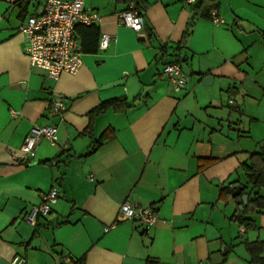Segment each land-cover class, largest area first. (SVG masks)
I'll list each match as a JSON object with an SVG mask.
<instances>
[{"label":"crops","instance_id":"crops-1","mask_svg":"<svg viewBox=\"0 0 264 264\" xmlns=\"http://www.w3.org/2000/svg\"><path fill=\"white\" fill-rule=\"evenodd\" d=\"M45 1L0 0V264L17 254L28 264H256L248 245L262 243L264 257V208L244 214L247 228L221 190L247 185L250 157L264 151V0H215L220 25L196 15L200 0H139L141 32L119 18L131 0H84L101 19L77 27L82 65L59 80L24 48L21 28ZM175 61L183 87L159 74ZM118 98L124 109L97 114L87 132L89 113ZM35 125L57 126L58 138L30 158ZM54 187L51 212L28 223ZM249 192L264 198V187ZM124 202L153 208L156 224L122 219Z\"/></svg>","mask_w":264,"mask_h":264},{"label":"built area","instance_id":"built-area-1","mask_svg":"<svg viewBox=\"0 0 264 264\" xmlns=\"http://www.w3.org/2000/svg\"><path fill=\"white\" fill-rule=\"evenodd\" d=\"M184 2L194 4L197 0H184ZM119 18L122 24L136 32H141L145 28L144 13L133 0L129 1L127 9L119 13ZM211 18L215 25L224 22L216 9L212 11ZM100 19L97 12L85 7L84 0H46L42 11L30 16L21 28L25 39V52L30 58L31 66L45 70L48 77L53 80H59L64 72L76 73L82 65V53L76 29L80 24H97ZM110 40V35L103 34L100 47L106 49ZM159 74L161 78L178 87L185 86L189 81V76L178 61L165 63ZM63 108L62 103L55 104L56 111ZM57 138V126L35 125L25 138L23 152L26 157L33 158L42 140L46 139L54 143ZM60 196V190L56 187L52 188L41 203L32 206L26 215V221L34 224L38 218L47 216ZM120 217L136 220L146 229L157 222L153 208L132 207L128 202L121 204ZM11 264H28V261L25 256L17 254L12 258Z\"/></svg>","mask_w":264,"mask_h":264},{"label":"trees","instance_id":"trees-1","mask_svg":"<svg viewBox=\"0 0 264 264\" xmlns=\"http://www.w3.org/2000/svg\"><path fill=\"white\" fill-rule=\"evenodd\" d=\"M136 2V5L139 9H142L141 2L139 0H133ZM218 4L215 0H200L194 7V11L196 15L199 16H209L211 18V13L213 10L217 9ZM81 26L86 27H93L95 24L92 25H85L80 24ZM79 26V25H78ZM193 26V22L189 25L188 29L186 30L183 36V42L187 40L189 35L191 34V28ZM125 99H112L109 101L102 102L99 106L95 107L90 113L89 116L91 118L90 126L86 129L87 132H91L92 129V119L99 113L106 111L109 107H114L115 109L121 110L124 108H119L122 103H124ZM104 141V136L95 141L93 143V148L90 151L93 152L98 146H100ZM251 164L246 168L247 174V185L244 186L241 194L239 196L233 197L231 187H227L221 190V193H224L226 196H229L232 200L237 202V199L244 194H248L249 189L253 188H262L264 187V151L255 152L251 155ZM237 208L239 209L240 204L237 203ZM264 208V198L261 196H257L254 198H249L248 204L244 206V209L241 211L239 209L237 218L241 225L249 228L253 226V221L251 219L245 218L244 214L249 211H258L259 209ZM262 243H251L248 245L250 252L252 253L251 263L256 264H264V257H260V253L262 252ZM153 260H148V264H153Z\"/></svg>","mask_w":264,"mask_h":264},{"label":"water","instance_id":"water-1","mask_svg":"<svg viewBox=\"0 0 264 264\" xmlns=\"http://www.w3.org/2000/svg\"><path fill=\"white\" fill-rule=\"evenodd\" d=\"M141 38L143 40H145V36L144 35H142ZM211 80H212V76L208 75V76L205 77V79L203 81H204V83H208ZM243 188H244L243 186L238 185V184L233 185L232 188H231L233 197L239 196L241 194ZM248 200H249V195L248 194H244V195H242L241 197H239L237 199V203L240 204V210H243V206L248 203Z\"/></svg>","mask_w":264,"mask_h":264}]
</instances>
